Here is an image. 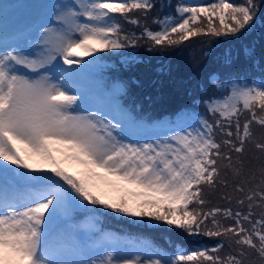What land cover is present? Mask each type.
Instances as JSON below:
<instances>
[{"label": "snow or ice", "instance_id": "snow-or-ice-1", "mask_svg": "<svg viewBox=\"0 0 264 264\" xmlns=\"http://www.w3.org/2000/svg\"><path fill=\"white\" fill-rule=\"evenodd\" d=\"M258 7L257 0L181 5L174 16L153 21L158 30L145 27L142 35L158 46L182 44L201 35L238 38L254 29ZM152 8L151 0H75L56 5L50 17L54 24L41 26L39 54L0 45V161L4 162L0 164V264H245V248L264 264V179L257 190L236 201L241 207L248 201L246 212L207 207L205 193V188L210 193L217 184L227 186V180L220 178L221 167L233 177L240 175L243 161L237 155L234 163L232 153L244 152L245 143L252 140L253 123L264 128V59L258 79L248 81L233 70L241 55L254 62L251 45L243 46L235 57L231 50L223 53L224 71L212 79L226 95L203 101L213 122L193 114L190 123L169 121L165 134L141 143L114 134L123 127L151 128L118 105L116 123L97 112L77 110L76 82L82 73L73 66L89 68L100 59L98 53L134 45L135 40L120 35L119 21L139 26V20L128 13H147ZM58 59L67 67L54 65ZM50 66L57 67L59 81L49 75ZM21 68L35 75L22 73ZM221 79L223 83H217ZM243 112L250 118L241 125ZM255 147L264 153V143ZM66 162L78 165L79 171L68 172L63 167ZM261 172L264 175V168ZM234 190L243 193L244 187L237 184ZM87 205L148 217L190 236L222 239L210 249L145 256L142 252L121 255L119 242L102 234L98 245L110 248L94 258L71 231L75 226L53 228V221L66 223L76 209L91 212ZM255 208L260 209L258 216ZM225 240L229 248L236 246V254H218Z\"/></svg>", "mask_w": 264, "mask_h": 264}, {"label": "trees", "instance_id": "trees-1", "mask_svg": "<svg viewBox=\"0 0 264 264\" xmlns=\"http://www.w3.org/2000/svg\"><path fill=\"white\" fill-rule=\"evenodd\" d=\"M153 8L147 13L136 10L128 13L129 18L139 20V26L127 23L120 19L121 36H127L129 40H135L134 45L123 49L112 50L100 53L103 60L101 69L112 73L122 85L124 97L123 107L131 115L142 119L147 123L162 121H174L178 116H186L192 113L207 116L209 122L213 117H208V112L203 101L209 98L226 95L217 89L212 77L223 73V53L231 50L233 56L245 46L251 45L255 49V60L257 63L247 62L241 55L235 62L240 64L235 68L242 69L251 75L261 74L260 63L264 59V0H257L259 5L257 21L253 30L240 35L238 38L230 37L197 36L182 44L172 46L154 45L150 40L143 37L144 28L153 31L158 30V25L153 23L162 20L166 16H174L176 8L181 5H188V0H151ZM213 0H202L200 5L212 3ZM235 4H242L244 0H231ZM206 23V22H205ZM218 25V21L216 22ZM231 40V44L224 41ZM217 83H223L218 80ZM258 111V110H257ZM250 118V114L243 112L240 115L241 125ZM233 131L235 129L233 128ZM252 140L246 142L242 154L232 153L243 161V167L239 176L233 177L232 173L221 167V179L227 180V186L217 184L214 191L209 193L205 188L206 198L210 203L207 207L219 206L231 208L233 211H247V203L241 207L236 203L250 191L257 190L264 179L261 169L264 168V153L255 147V143H264V128L255 123L251 126ZM217 140L221 139L219 132ZM226 150V149H223ZM240 167L239 164L235 165ZM239 184L244 187V192H236L235 186ZM222 197H231V201ZM106 216V226L116 229L118 232L127 231L133 237L153 240V245L162 250L165 254H172L174 251H191L211 248L222 238L207 237L204 235H188L175 227H170L163 222L151 220L148 217H129L117 214L111 210L96 206ZM83 209H76L81 214ZM254 212L259 215L260 209L255 208ZM225 224L231 221H224ZM247 227V225H245ZM225 247L218 253L224 257L229 252L236 254V246L229 248L227 240ZM247 256L244 257L245 264H259L256 253L245 248ZM186 264H200V262H186Z\"/></svg>", "mask_w": 264, "mask_h": 264}, {"label": "rangeland", "instance_id": "rangeland-1", "mask_svg": "<svg viewBox=\"0 0 264 264\" xmlns=\"http://www.w3.org/2000/svg\"><path fill=\"white\" fill-rule=\"evenodd\" d=\"M201 1L202 0H188V5H200ZM74 2L75 0H0V25H5V27L7 26L8 28L9 24L12 22L17 24L16 28L19 27L25 31V37L22 39L20 43L12 47L22 48L30 54H39L41 50V45L38 43V36L41 26L49 27L54 24V21H50V17L55 14L56 5L73 4ZM7 10L9 12H7ZM257 23H261L260 19L257 21ZM226 39H234V38L230 37V38H225L224 40ZM224 42H226V45L232 43L231 40H227ZM239 64L240 61L235 62L233 68H236ZM256 64L257 63L255 62L253 63V65ZM54 65L63 66L62 61H60L59 59L54 62ZM95 65L96 63L90 66V68H95ZM73 67L75 68L76 66L74 65ZM20 71L22 70L20 69ZM49 75L53 78L54 82L59 81L60 79L58 69L55 66L49 67ZM116 92L118 94H121L120 85L118 86V88H116ZM71 94H77V92L73 91ZM82 94L83 93L79 92L78 107H77L78 111L97 112L98 114L105 116L108 119H112L114 123L117 122L116 119H114V114L111 111L109 104L97 105L91 100H85L80 102L79 98L80 96H82ZM192 115L188 117H181L176 122L181 121L178 123V125H184L190 123V117ZM197 117H199V115ZM149 131H145V134L140 135L133 133L130 130H127L125 127H123V130L121 132H116L114 134L117 135L118 137L123 136L126 141H133V142L139 141L143 143L149 141V139L154 141L158 137L165 134L167 130H159V131L149 130ZM34 162L43 163L39 161H34ZM3 163H4L3 161H0V164ZM9 167H14V166L9 165ZM63 167H65L66 170L70 173H76L79 171V166L71 162H66L63 165ZM21 171L24 170L21 169ZM0 182H2V179H0ZM111 195L115 196L116 193H111ZM114 215L117 216L116 213H114ZM67 226H68L67 224L63 225V227H67ZM96 228L97 226L94 223V219L88 217L80 220L77 227L71 229V231L75 233V236L78 241L88 245L90 253L94 258H98L103 253L106 247L110 248L109 245H105V244L98 245V242L101 240L102 235L99 236L96 240H93L91 243H85L86 238L90 235V233L95 231ZM103 234H109L111 237H113L115 240L119 242V246H120L119 251L121 255H132L137 252H142L145 256L152 255L153 253L164 254L163 252H160L158 249H154V247L151 252L144 250L143 245L146 243L144 240L138 244H134L132 240H129V243L125 245L124 243L121 244L120 241L121 238H119L120 237L119 234L117 233L114 234L110 231H106Z\"/></svg>", "mask_w": 264, "mask_h": 264}, {"label": "bare ground", "instance_id": "bare-ground-1", "mask_svg": "<svg viewBox=\"0 0 264 264\" xmlns=\"http://www.w3.org/2000/svg\"><path fill=\"white\" fill-rule=\"evenodd\" d=\"M19 43H20V42H19ZM16 44H18V43H14V44H11V45H9V46H11V47H12V46H14V45H16Z\"/></svg>", "mask_w": 264, "mask_h": 264}]
</instances>
